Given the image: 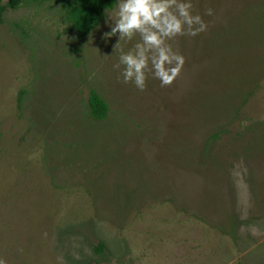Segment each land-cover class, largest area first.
Instances as JSON below:
<instances>
[{"label": "rangeland", "instance_id": "374dc122", "mask_svg": "<svg viewBox=\"0 0 264 264\" xmlns=\"http://www.w3.org/2000/svg\"><path fill=\"white\" fill-rule=\"evenodd\" d=\"M192 3L206 31L144 91L114 68L138 36L81 38L59 0L5 13L0 264H264V0Z\"/></svg>", "mask_w": 264, "mask_h": 264}, {"label": "clouds", "instance_id": "9594fccd", "mask_svg": "<svg viewBox=\"0 0 264 264\" xmlns=\"http://www.w3.org/2000/svg\"><path fill=\"white\" fill-rule=\"evenodd\" d=\"M205 15H212L211 9ZM108 31L101 39L106 43L115 37L113 52L121 41L139 39L127 51L120 49L119 77L144 91L149 78L158 80L161 87L169 86L180 75L185 57L170 43L180 36L195 37L206 31L207 24L194 14L192 0H114L111 10L105 9Z\"/></svg>", "mask_w": 264, "mask_h": 264}, {"label": "trees", "instance_id": "16d2710c", "mask_svg": "<svg viewBox=\"0 0 264 264\" xmlns=\"http://www.w3.org/2000/svg\"><path fill=\"white\" fill-rule=\"evenodd\" d=\"M42 0H0V23L3 22L5 13L17 10L27 4ZM63 2V11L70 31L83 38L90 34L105 20V9L111 10L114 0H59ZM88 116L99 122L108 116L109 105L106 99L96 90L92 89L88 96ZM218 133H213L206 142L218 138ZM212 141V140H211ZM105 243L101 241L96 246V251L101 252ZM127 264V263H122Z\"/></svg>", "mask_w": 264, "mask_h": 264}]
</instances>
